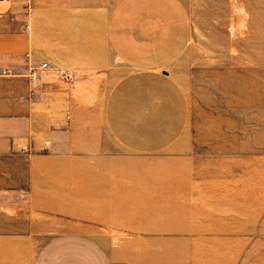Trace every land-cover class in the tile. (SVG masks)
<instances>
[{
    "label": "crops",
    "instance_id": "0c3cea01",
    "mask_svg": "<svg viewBox=\"0 0 264 264\" xmlns=\"http://www.w3.org/2000/svg\"><path fill=\"white\" fill-rule=\"evenodd\" d=\"M198 46L227 57L226 73L264 74V0H0V154L21 163L0 165V187L108 199L83 211L105 221L102 237L97 225L43 236L35 220L3 218L5 263L20 264L22 247L36 245L26 264H163L166 245H181L162 223L180 186L124 154L181 137L189 103L171 67ZM103 129L123 155L104 145Z\"/></svg>",
    "mask_w": 264,
    "mask_h": 264
},
{
    "label": "rangeland",
    "instance_id": "374dc122",
    "mask_svg": "<svg viewBox=\"0 0 264 264\" xmlns=\"http://www.w3.org/2000/svg\"><path fill=\"white\" fill-rule=\"evenodd\" d=\"M229 66L227 57L208 56L199 46L188 49L171 67L189 103L185 131L159 152L124 154L135 165H159L156 171L171 179L167 184L183 192L182 198L167 200L162 223L169 228L166 232L180 234L182 243L166 245L163 264H229L230 258H235L233 264L264 262V96L255 104L240 99L238 87L225 82ZM252 66L247 63L246 69ZM234 77L241 82L239 74ZM258 91L264 95L263 86ZM102 133L104 145L123 155L104 129ZM0 165L21 163L11 151L0 154ZM28 186L7 182L0 187L1 222L5 217L10 222L30 218L43 236L97 225V236H103L105 221L83 211L95 206L98 210L108 199L79 198L74 190L65 191L67 196L33 198ZM240 245L243 249L237 254ZM254 247L260 253L246 254ZM35 249L36 245L22 247L20 264H26L27 252ZM0 264H7L3 256Z\"/></svg>",
    "mask_w": 264,
    "mask_h": 264
},
{
    "label": "bare ground",
    "instance_id": "6f19581e",
    "mask_svg": "<svg viewBox=\"0 0 264 264\" xmlns=\"http://www.w3.org/2000/svg\"><path fill=\"white\" fill-rule=\"evenodd\" d=\"M239 75H240L239 78H241L240 79L241 82L236 81V79L238 80V78L234 77L235 74H228L226 76L225 82L227 84H232L235 87H238L236 89H238V91H239L238 92V96H239L240 99H242L243 101H247V103L255 104L257 102V99H260V98H262L264 96L263 94L258 93L259 92L258 88H259L260 85H261V87L263 86V88H264V74H261V75H259V74H244V75L239 74ZM248 89H250L252 91L250 95L246 94V91ZM259 247H254V249H252L251 251L247 252L246 254H252L253 255V254L260 253L258 251ZM242 249H243V245H240L238 247L237 254ZM166 251L164 252L165 255L167 253ZM203 251H205V250H203ZM262 255H264V252H262L261 256ZM229 260H230L229 264H233L235 262V258H234V260H232L231 258ZM220 263H222V262H220ZM246 264H264V262H260V261H257V260L256 261L252 260L250 262H247Z\"/></svg>",
    "mask_w": 264,
    "mask_h": 264
},
{
    "label": "built area",
    "instance_id": "2783aa9c",
    "mask_svg": "<svg viewBox=\"0 0 264 264\" xmlns=\"http://www.w3.org/2000/svg\"><path fill=\"white\" fill-rule=\"evenodd\" d=\"M42 68L46 67L45 63H42L40 65ZM57 75L59 77L60 80L65 81V82H69L72 80V74L65 70V69H58L57 70ZM29 79L30 80H34L37 77V71L36 69H30L29 73H28Z\"/></svg>",
    "mask_w": 264,
    "mask_h": 264
}]
</instances>
